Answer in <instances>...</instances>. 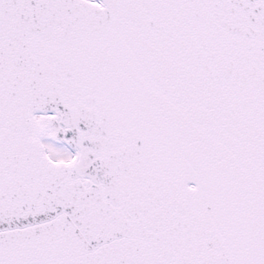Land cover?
Instances as JSON below:
<instances>
[{"label": "snow or ice", "instance_id": "1", "mask_svg": "<svg viewBox=\"0 0 264 264\" xmlns=\"http://www.w3.org/2000/svg\"><path fill=\"white\" fill-rule=\"evenodd\" d=\"M0 264H264V0H0Z\"/></svg>", "mask_w": 264, "mask_h": 264}]
</instances>
